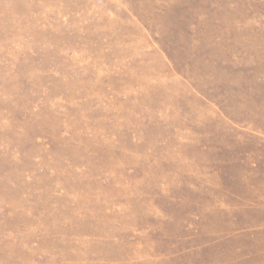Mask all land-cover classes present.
I'll return each instance as SVG.
<instances>
[{"label": "rangeland", "instance_id": "rangeland-1", "mask_svg": "<svg viewBox=\"0 0 264 264\" xmlns=\"http://www.w3.org/2000/svg\"><path fill=\"white\" fill-rule=\"evenodd\" d=\"M0 264H264V0H0Z\"/></svg>", "mask_w": 264, "mask_h": 264}]
</instances>
